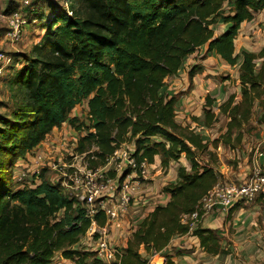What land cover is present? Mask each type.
Returning a JSON list of instances; mask_svg holds the SVG:
<instances>
[{
    "label": "trees",
    "instance_id": "1",
    "mask_svg": "<svg viewBox=\"0 0 264 264\" xmlns=\"http://www.w3.org/2000/svg\"><path fill=\"white\" fill-rule=\"evenodd\" d=\"M66 2L64 8L48 0L42 15L31 8V23L44 20L45 31L21 55L20 66L12 60L2 76L9 71L5 83L15 101L0 114V264H53L58 256L72 264H150L156 254L163 264H178L176 257L186 251L168 248L187 234L205 253L228 254L215 229L192 227L183 217L221 182L215 149L221 145L241 159L249 149L246 137L252 141L256 125L264 127V45L256 52L235 48L241 25L264 10V0ZM217 24L224 29L217 32ZM204 47L203 57L216 55L237 67V91L227 89L219 103L207 94L200 117H192L196 125H183L176 121L182 93H170L167 82L183 69L189 89L204 66L185 62ZM80 104L86 107L83 119L71 116ZM221 118L225 129L218 136L201 133ZM63 123L78 132L73 152L89 169L104 166L122 144L132 146L137 167L156 157L163 170L178 164L175 180L160 187L168 197L164 204L134 225L123 217L122 230L129 222L130 234L111 261L97 258L93 248L76 247L91 219L75 197L44 174L26 184L14 179L17 161ZM182 157L187 165L179 163ZM237 177L240 183L242 173ZM94 220L103 226L105 216L99 212Z\"/></svg>",
    "mask_w": 264,
    "mask_h": 264
},
{
    "label": "built area",
    "instance_id": "2",
    "mask_svg": "<svg viewBox=\"0 0 264 264\" xmlns=\"http://www.w3.org/2000/svg\"><path fill=\"white\" fill-rule=\"evenodd\" d=\"M0 20L7 25L5 35L9 42L17 44L22 38L24 25L29 21L18 10L9 14L0 13ZM12 60V54L0 51V79ZM76 140L77 137L74 138L73 145H75ZM262 141L253 146L251 164L247 170L242 171L241 182L238 183L234 180L218 182L199 200L194 212L184 215L183 221L189 219L191 226L194 227L199 225L206 214L216 209L227 211L240 203H250L258 198L264 200V148L260 146ZM43 149L44 152L40 150L32 154L33 167H36L32 175L38 179L37 176L43 167L56 169L60 176H56L50 181L53 184H58L64 193L75 197L84 207L86 216L91 219V226L88 231L95 229L96 235L92 234L95 237L92 239V248L96 251L97 258L103 261L115 259L116 255L121 253V247L111 240L109 232L116 233V231L122 229L123 221L121 217L127 212L132 193L140 184L139 180L132 179V181H129L128 178L139 176L142 180H148L151 167L145 163H141L137 167L131 155L132 146L127 144H122L107 159L104 166L94 170L89 169L83 160L78 166L72 163L56 164L53 161L55 153L50 152V149L49 151ZM112 165L114 169H110L109 166ZM38 167L39 169H37ZM127 169L130 172L120 181L119 177ZM110 170L115 171V176L106 178ZM21 174L22 176L25 175V173ZM97 179H102L101 184L96 183ZM99 212H102L105 216L103 226L97 225L94 220L95 214ZM150 264L156 263L151 262Z\"/></svg>",
    "mask_w": 264,
    "mask_h": 264
},
{
    "label": "crops",
    "instance_id": "3",
    "mask_svg": "<svg viewBox=\"0 0 264 264\" xmlns=\"http://www.w3.org/2000/svg\"><path fill=\"white\" fill-rule=\"evenodd\" d=\"M263 45L264 43H262L260 47L251 45L243 48L255 52L258 51ZM204 49L205 47L200 51H196L194 54L190 55L185 62L186 64L199 63L204 66L203 74L199 73L194 76V78L192 79V86L189 89H187L189 85L188 76L186 71L183 69L179 72L177 77L168 79V82L172 81V83H170V85L167 87L170 93L175 94L182 92L177 101L176 121L183 125L187 123H190V125L192 126L196 125V122L192 121V117H200L204 104V98L207 94L214 97L216 99V103H219L225 98L226 90L230 89L229 81L220 82L210 77L206 78L205 74L209 76H215L222 72H226L224 75H227L229 73L232 78L237 79V67L229 66L216 55H208L206 57H203ZM82 106L85 105L82 104ZM84 108L86 112V107ZM74 110H77V108L75 107ZM71 116L78 117V115L76 114H72ZM221 122L222 125L219 126ZM225 122L226 119L221 118L217 123L218 127L211 129L207 128L208 130L205 129L201 133L204 136L209 137V139L215 138L210 134L215 132V129L221 128V131L224 130ZM66 124L67 123H63L60 127L53 128L52 131L46 136V138L38 146H36L24 159H19L17 161L16 167H33L32 154L40 150H43L44 152L43 148L47 149L48 151L50 149V152H53L56 155L59 150L66 144L68 139V133L65 127ZM70 130L73 131L74 137H78L77 131H75L71 127ZM247 138L248 137H246L245 141L247 140ZM218 149L219 164L225 166L221 157L223 153L229 154V151L226 148L221 147V145L218 146ZM158 160L159 158L156 157L154 164H149V167L153 169L160 168ZM179 163L183 165L185 164V160L183 157L179 160ZM177 165V163L172 162L167 170L168 172L172 173V178L170 181L175 180V169ZM153 169L149 173L147 179L153 180L155 178L156 172L153 173ZM166 183L167 182L159 181L160 186ZM141 188L142 186L138 191H136L135 189V192L132 193L135 197V202L133 204L136 205L134 209L132 207V210H134L132 213L138 212L137 215L132 216V218L129 216V218H131L133 222L132 225L142 219L156 204H164L168 199L165 194H161L160 192L156 193V196L152 197H146L147 192L145 193V195H141V192L143 191L141 190ZM263 205L264 200L258 198L250 203L239 205L233 210L228 209L227 211H221L216 209L206 214V216L201 219L199 227L205 229H215L220 236V243L222 248L228 249V254L212 255L203 252L199 246L198 238L189 234L174 238L171 241V245L169 246L168 250L171 251L172 247L175 249L186 251L182 255L176 257V261L178 262V264H244L243 260L249 257H257V259L255 258L256 264H264ZM138 208H141V210L138 211ZM129 234V231L125 233L124 240L122 239L121 241V247L125 246L126 239L128 238ZM259 238L261 239V242L258 241ZM113 240H116V237H113ZM152 258H160L162 259V263L164 261L163 257L160 255H154ZM62 261L67 262V260H64L63 258Z\"/></svg>",
    "mask_w": 264,
    "mask_h": 264
},
{
    "label": "rangeland",
    "instance_id": "4",
    "mask_svg": "<svg viewBox=\"0 0 264 264\" xmlns=\"http://www.w3.org/2000/svg\"><path fill=\"white\" fill-rule=\"evenodd\" d=\"M56 3H59L60 6L67 8V4H66V0H53ZM45 2H48V0H0V13H6L9 14L13 11L18 10L23 17H26L27 21H29V23H26L23 27V31H24V35H22L21 40L16 44H12L9 42V40L7 39L5 32L7 30V25L4 21L0 20V51H5L8 54H12L14 55L15 59H13V66L15 67H19L20 66V62L23 61V57L21 56L24 53H29L31 47L33 46V44L38 41V39L41 37V35L43 34V32L45 31L44 28V20L37 18L36 22L31 23V18H30V12L32 11V7L33 9H35L36 11H39V13H42L46 10V4H44ZM8 9V10H7ZM31 9V10H30ZM71 12H69L70 14ZM34 17V16H32ZM224 29L223 24H217L215 26V30L217 32H220ZM238 37L235 41V48L236 50H240L241 47H248V46H255V47H260V45L262 43H264V10L261 11L260 13H258L253 20L249 21V22H245L241 25L239 33H238ZM244 43V46H243ZM239 52V51H238ZM256 52V51H255ZM9 72V71H8ZM8 72L6 70L5 73ZM182 73V72H181ZM226 72H222L218 75L215 76H208L207 74H205V77L208 78H212L215 79L217 81H222L223 76H225ZM203 74V73H202ZM7 75H5L2 79H0V114H3L7 111H9V109H11V104L13 106V101H15L14 99L12 100V98H10L11 93L9 91H7V86L5 83V78L7 77ZM229 75V73L227 74ZM233 79L232 82L229 81V91L233 92V91H237V86L235 84V79ZM170 83H172V81L167 82V86L170 85ZM192 85V84H191ZM228 87V86H227ZM182 93V92H181ZM19 95L16 96L17 100H19ZM85 106H82V104L78 105L76 108L77 110H74L71 112L72 114H76L78 115L79 118L83 119L85 117ZM255 120V117L252 118V121ZM222 125V122L219 124V126ZM66 130H67V142L66 144L63 146V148H61L59 150V152L54 156L53 161L56 164H61V163H66V164H74L75 166H78L82 163V159L79 156H75L74 152H73V143H74V133L72 130H70V126L69 124H66ZM215 127H218L217 123L215 124ZM221 128L219 129H215V132L211 133L210 135L212 137H216L218 136V132ZM208 130V129H207ZM217 130V133H216ZM71 132V133H69ZM253 133L256 135V137H253V140L251 141L249 138H247L246 143H248V147L249 149H246L244 152V156L241 157V159H237L236 158V154L234 155V153H229V154H222V161L224 163L225 166H223L222 164H219V157H218V147L215 149L216 154H217V169L218 171L221 173L222 177L220 178V181L225 182L226 181H230V180H236L237 174L243 173V170H247L249 168V165L251 164L250 160H251V156H252V152L254 150L255 145H257L260 141H262L264 139V127H261L259 125H256V127L253 130ZM211 139V138H210ZM260 146L262 148H264V141H262V143H260ZM222 147V146H221ZM251 149V150H250ZM48 155H50L48 153ZM185 160V159H184ZM221 161V160H220ZM187 165V161L185 160V164ZM110 169H114L113 165L109 166ZM36 167H16V169L13 170V172L16 171L15 174V181L17 183L23 182L24 184L29 183L32 181L33 179V175L32 172L34 171ZM39 169V167L37 168ZM153 168H151L150 172L152 171ZM166 170H163L161 168H156L153 169V173L156 172V176L153 180L148 179V180H142L141 177L139 176H134V177H130L128 178L129 181H132V179L134 180H139V185L136 188V191H138L140 189V187L142 186L141 190H143L141 192V195H145V193L147 192V196L146 197H152V196H156V193H159L160 191V182H169L172 178V173L168 172ZM113 171V170H110ZM21 173H25V175L22 176ZM40 174H44V176L49 179L52 180L54 179L56 176H60L59 173L56 171V169L53 168H49V167H43L40 171ZM110 173L108 172L106 178H109ZM105 178V179H106ZM102 179H97L96 183L101 184ZM148 182V183H146ZM135 192V191H134ZM140 193V191H139ZM135 197L132 194V198L130 199V202L128 204V210L127 212L124 214L123 217L125 216H129L132 218V216L137 215L138 212L132 213L134 210H132V207L134 209V207H136V205H134L133 203L135 202ZM242 205V203L237 204ZM236 206V205H235ZM264 206V205H263ZM234 208L237 207H233L232 210ZM138 211L141 210V208L137 209ZM206 216V215H205ZM123 217H121L122 221H123ZM131 218L130 223L132 222ZM134 219V218H133ZM130 223L128 222V224L125 226L124 230H118L116 231V233H112L109 232V236L111 238V240H113V237H116V240H113V242L117 245H121V241L122 239L124 240V235L125 233L128 231V228ZM92 234H95V229L93 228V230L88 231V234H86V236L82 237L80 243L78 246L76 247H83V248H89L91 249L92 246V239H94L95 237H93ZM260 239V238H259ZM258 241L261 242V239ZM257 242V243H259ZM121 247V246H120ZM159 255V254H156ZM153 257V256H152ZM151 257L150 259V263L154 262L156 264H161L162 263V259L160 258H156L153 259ZM257 259V257H255ZM253 257H249L243 260L244 264H256V260ZM164 262V261H163ZM53 264H71L70 261H62V257L55 258L54 259V263ZM163 264V263H162Z\"/></svg>",
    "mask_w": 264,
    "mask_h": 264
}]
</instances>
